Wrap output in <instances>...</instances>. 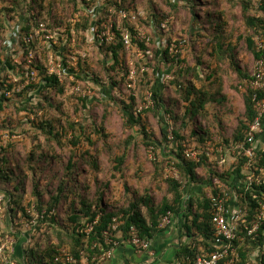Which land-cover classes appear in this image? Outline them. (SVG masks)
<instances>
[{"label": "trees", "instance_id": "16d2710c", "mask_svg": "<svg viewBox=\"0 0 264 264\" xmlns=\"http://www.w3.org/2000/svg\"><path fill=\"white\" fill-rule=\"evenodd\" d=\"M6 1L5 3H7ZM170 1H173V3L169 5L174 9H176L182 1H187L188 5L191 7L195 5L196 2L195 0ZM9 2H11L9 7L3 6L0 10V28H3L1 24L5 23V19L9 18L6 21L11 20L10 24L13 26L12 29L14 28V40L23 48L24 54L22 57L26 59L28 57V51L26 44H24V40L29 35L34 34L40 23L38 20L41 18L28 17L24 20L25 23L20 27L19 24L16 23L18 20L17 17L22 18L23 15L26 16L25 14L26 12L28 13L29 9H41L40 15H42V12L46 11L51 13L53 15L52 18H54V16H58L56 14L58 7L64 2L63 0H9ZM72 3L77 9L80 7L77 5L78 0H72ZM107 3L112 8L121 7L134 13L137 11V8L130 5L128 0H122L121 4H119V0H107ZM246 4L249 7L251 5L254 6V13L259 11L257 15H255L254 13L251 14V12L246 8L244 9V12L246 13V27L252 31L251 35L246 38L248 48L253 52L256 60H262L264 58V50L262 52L257 51L255 37L261 35L264 39V1L254 2V0H247ZM89 6H91V4L87 5V7ZM149 16H151V21L146 22L149 26L158 25L164 20H160V15H154V13H151ZM59 18L60 22L55 18V24H67L70 22V18ZM44 20L47 19L44 18ZM91 25V18L86 15L81 17L80 23L76 25L70 24L71 27H75L77 33L79 34L82 31L87 32ZM220 27L221 26H219V28ZM8 32L10 33L9 30ZM131 33L132 36L135 35L133 28H131ZM121 38L122 33L118 32V37L113 44H103L100 46L98 43L89 42L85 34L84 37L82 36V40L79 43L81 46L87 45L91 48H95L96 53H98L99 56L101 55V57L97 58V60L93 59L90 55L84 64H80L81 72L83 73V71L86 72L87 70L96 72V69L102 71L104 69L105 74L109 76V85L112 90H114L117 86V82L112 76V72L116 68L119 69L124 65V62H120L118 58V54L125 51ZM197 38L199 37L197 36ZM132 40L135 45H138L144 51L150 49L146 48L147 46H145V43L138 41V39L136 40L135 37ZM154 40L153 45L156 41ZM216 45H218L219 48L217 51L215 50V52H210L208 54L210 57L218 59V55L221 53H223L222 56L228 53L226 56L234 58L230 51H226V53H224V48L226 46L225 43L223 44L218 41ZM38 47V42L32 44V48L35 50L36 58L35 64H32L31 67L33 70L36 69V80L30 82L27 85L28 88L26 87L20 93H14V96L16 95L15 97L22 99V101L19 103H12L9 99L3 97L0 98V114L9 109V104L17 105V110H15L14 113L17 115L25 113L27 121L31 125V129H34L35 131L33 148L29 155L26 156L27 158L25 159V163H21L19 159L15 160L19 153L17 154L14 143H0V196L4 197L7 228H9L5 229L6 232H2V236L6 237L10 235L17 238L16 248L18 246L22 249V254H19V252L16 253L15 258H25L28 264H66V258L68 257L74 258L75 262L73 264H84V258H89L91 260L95 259V261H92L90 264H106V262H103L100 258H103L109 251L118 248L119 245L127 243L131 237L132 227L137 229L138 235L142 239L152 240L155 234L162 231V229H160V224L168 212L172 213V220H174L177 216H183L186 220V229L189 232L195 231V235H191L193 238V245H195V247L193 245L181 247L180 252L177 254L178 256L176 257V261L178 260L181 263V260L186 259L187 257L194 258L202 253V248L211 252L214 251L216 247L214 246V228L211 224V216L213 212L210 200L207 197H203L202 200L195 198V196H192L191 198L192 191L190 189V186L192 184H196L200 178L197 169L205 164V162L208 163L210 161L207 156L210 149L207 148L204 150L202 155L203 162L201 163L187 159L184 154V150L187 144H189L190 138L183 139L180 135L181 132H174L176 143L175 140L173 142L169 141L168 136L165 134L164 142L172 146L171 150L166 149L168 150L166 157L169 158V161H174L175 165L182 171L187 188L183 189L182 185L178 181L168 179L167 182L170 185V194L168 195V198H164L161 204L157 207L154 206L150 193L146 192L141 195L134 193L126 183L123 185V190L125 195L129 197V200L126 204H122V206H118L120 205L119 203L122 199L116 196V190H112V188H110L111 184L109 182H102L103 184L99 186V189L92 196V199L84 196L85 198L80 200V196L82 195L75 191L77 188V185H75L76 182L71 183V180L75 179L81 173L75 172V170H77V164L86 162L93 170H101L100 165L102 164L100 162L101 159L99 158V155H93L91 152L92 150L90 151V149L91 145H95L92 138L93 135H97L99 138L101 137V139H106L107 129L104 126L106 117L103 115L100 124L92 122L94 116L91 113L90 105L94 104L97 100L95 99V101L93 99L89 101L87 98L76 100V107H82L84 116H89V118H84L79 124L68 122L67 127L60 130L56 127V122L52 118L46 117V115L39 116L40 112L45 109L43 106L45 105L44 102H47L49 107L52 105L54 108L60 109V114L57 118H59L58 121L63 124V118L66 116L63 102L52 100L54 98L50 96V93L55 94L58 97L63 96L65 94L67 83L62 85L54 76H49L47 74V55L44 51H42L43 59H41L39 57ZM157 53H159V51H157ZM164 53L165 55L159 56L161 60L162 58L166 60L169 56L167 50H165ZM221 57L220 59H222ZM9 60L10 64L8 65L3 62L0 64H2V67L6 65V68L9 69L10 67L11 69H14L12 63L13 60ZM176 61V68H172V70H170L172 71L171 74L175 75V79L169 82L166 89H169L173 93L174 96L172 97L179 96V102L181 101L182 104L184 102H188L185 119L192 123L199 114L205 112V100L206 98L208 101L211 100L208 97L211 93L205 89H198L197 85L195 83L193 84L192 81L187 82V73L192 70L187 71V69H177V64H182V62L178 58ZM115 64L116 67L114 66ZM199 66H203V63L200 60ZM233 66L237 68L235 62L233 63ZM155 70L158 78L161 76L162 71L158 68H155ZM237 71L241 73L239 69ZM95 75L96 79H92L91 82H95L100 84V86H103V84H101L103 81L99 79V74L97 73ZM205 75L206 77H203L197 72L196 78L203 83H210L214 80V77H217V71L213 70L212 67L208 68L207 65ZM86 77L91 80V77H88V74H86ZM241 78L248 79L249 75L241 73ZM0 81H2L0 82V89L2 91L4 88L3 82L5 80L1 78ZM8 89L11 90L12 87L9 86ZM107 93H109V91H103V95L108 96ZM254 94L255 92L253 90L249 89L247 91L245 95V115L239 123V127L233 139L234 142L227 141V145L232 146L243 142L245 134L248 130V124L255 119V111L252 107V97ZM154 95V108L156 107L155 112L158 113L162 109V105L165 104V109H167L165 110V113L171 114L173 119L177 120L178 114L176 110L171 108V104L167 98L162 95H158L157 92H155ZM109 96L111 98H109L110 100L108 101L110 107L112 106L111 104H114L120 108L125 120V127L131 131L138 128V131L141 134H147V123H145L146 116L144 113L148 114L151 109L154 108H143L139 111L140 106H142L144 102L141 103L142 98L140 99L138 96H124L122 93L117 95L115 93L113 94V92ZM259 96L263 98L264 94L259 93ZM33 117L36 121L32 120ZM13 119L15 118L10 115L4 117L3 122H0V129L5 132L10 129L13 131ZM17 124L18 126L24 127V122ZM69 131L73 132V138L66 141L67 147L70 149L71 153L67 164V170L71 172V180L61 182L56 187L55 191H52L50 186L47 189L45 186L42 188L40 182V180H42V176L40 175H42L43 169H41L39 163H35L36 159L41 158V162L50 167L52 166L51 164L53 161L58 162L60 157L54 153L46 151L41 143L40 137H45L47 144L53 143V147H56L57 144L63 146V139L66 135H68ZM190 133L192 134H190L189 137L196 134H202L200 130H192ZM142 136L144 138L142 140L144 146L148 148L155 147L159 150V146L157 145L158 141L155 140L153 136ZM260 136V143H262V141H264V134ZM83 140L89 145L88 150L83 151L80 147ZM134 140L135 138L133 134H131L128 140L125 141V146L130 147ZM202 142L203 147L205 148L206 145L204 144V140ZM140 144L141 143L139 142V145ZM161 145L164 144L161 143ZM219 149L220 147L216 150L217 154L220 153ZM256 153L258 158H260L257 160L258 165L263 166L264 150H258ZM109 158L111 160L110 165L112 164L111 166L114 172L112 175L113 179L120 178L121 181H125L124 166L127 159V153L124 152L121 155H111ZM103 161V163H105L104 159ZM33 162L34 164H32ZM246 162V157L240 155L238 156V165H235L234 168L220 175L218 172L214 171L213 176L219 175L220 179L226 183H228L229 177H232L233 182L230 184L228 183L227 185L244 196L246 200L244 203L249 204L252 209L249 215V221L253 222L256 209L259 207V202L264 200L262 195L264 188L252 186L249 191L246 190L244 184H240V186H238V181H242L246 177L243 172ZM153 163L156 166L162 167L165 165V160L159 158L158 156L157 161ZM35 164L36 167L34 166ZM213 176L209 177L211 181L215 180L212 179ZM209 183L210 181L207 180V185ZM30 186L32 187L29 189ZM212 189V192L214 193V187ZM82 190L86 191V194H89V192L92 191L91 185L88 184L86 186H82ZM118 193L120 194V189H117V194ZM215 193L217 192L215 191ZM229 193L230 192L228 190V194ZM254 195H258V198L254 199ZM187 196L189 199L186 200ZM26 198L28 199L27 203L25 200ZM35 212L39 214L37 221L35 220V217L31 216L32 213ZM26 219L29 221L35 220V223L32 224L33 226H31L23 234L26 229L22 226L21 222ZM11 225L13 230H11ZM115 226H117L116 229H114ZM91 228L92 230H90ZM35 232L41 233L43 237H47L48 244L45 248H41L42 246L39 247V243L35 245L36 248L31 246L34 244ZM240 233L246 237V240L245 242H234L236 251L240 258L237 264H247L248 258H250V254L254 249L260 250V254L257 258V262L252 264H264V250L262 251L264 246V225L260 229L258 239L256 241H252L247 237V231L245 230L244 225L241 226ZM27 240H30L29 244H27Z\"/></svg>", "mask_w": 264, "mask_h": 264}, {"label": "rangeland", "instance_id": "374dc122", "mask_svg": "<svg viewBox=\"0 0 264 264\" xmlns=\"http://www.w3.org/2000/svg\"><path fill=\"white\" fill-rule=\"evenodd\" d=\"M5 1L6 0H0V10L3 8V6L9 7L11 2L7 0V3H5ZM102 1L103 0H98L95 2L94 6H99L101 4L100 2ZM195 1V5L192 7L188 5L187 1H182L179 3V5L176 4L178 7L174 9L169 5L173 3V1L170 0H128L130 5L134 6V8H137L136 13L138 16L140 15L138 17V25L143 28L149 37L148 48L150 49H148V51H150V54L142 56L141 54H131L130 52L122 51L118 54V58L120 62H124V65L126 62H133L139 70L142 68V64H147L149 71L142 73L140 70L139 74L137 75V88L135 91L137 92L136 94L138 98H142L141 103L144 102L147 92H153V94L157 92L158 95H162L163 97L167 98L171 104V108L176 110L178 114L177 120H172L174 130L181 132L180 135L183 139L190 138L189 144H187L186 148L192 149L198 154L200 158L199 163L203 162L202 155L204 150L207 148L210 149L209 152H211L212 157L209 158L210 161L208 163L205 162V164L197 169L200 178L198 182H196L198 185L205 184L207 188V196L213 191V180L211 181L209 177L213 176L214 171L218 172L220 175L231 170L235 165H238L237 153L233 150L226 151V148L231 147L226 143L227 141L234 142L233 139L239 127V123L245 115V95L250 89V81L256 71L257 62L259 60L254 58L253 52L248 48L246 42V38L251 35L252 31L246 27V13L244 12V9L246 8L252 14L254 13L253 5L249 7L246 4L247 0ZM260 1L264 0H254V2ZM63 2L64 3H61L56 11V14L58 15L57 17L54 16V18H52L53 15L46 11L42 12V15H40L41 9H29L28 13L26 12L25 14L26 16L23 15L22 18L17 17L18 20L16 23H18L21 27L25 23L24 20L28 17L46 18L47 20L52 18L54 21L57 19L60 22L59 17H66V19L70 18L71 20L72 18H77L75 17L76 15H80V19L75 24L80 23L81 17L84 15L85 10L81 7V4H79V2L77 3V5L80 6L77 9L76 6H73L72 0H63ZM258 12L259 11L254 14L257 15ZM151 13H154V15H160V20H166L170 18L172 19L169 32H164V34L168 37L176 39L178 45L177 48L180 51L177 55H175L176 53H168L169 56L166 60L162 58V56L165 55L164 52L166 50L165 47L167 46V40L165 41V46L158 48L159 40H157L155 30L151 27V25L149 26L146 23L147 21H151V16H149ZM7 19H5L4 24H1L3 28H0V63L3 62L8 65L10 64L9 59H12L14 69H11L10 67L9 69L6 68V65L2 67V64H0V79H4L5 81L3 84L11 86L13 89L14 85H28L30 82L35 80L34 74L36 69L33 70L31 67L32 64H35V55L33 63H29L28 58L24 59L22 57L24 51H20V44L14 40V28L12 29L13 26L10 24L11 20L6 21ZM219 26L221 27L219 28ZM74 30L76 34L73 36L71 41H68V38H65V43L62 44L56 40V43L54 44L56 47L55 51L53 50V47L48 48L47 43L41 42L40 47H38L39 57L43 59L42 51L46 53L47 59H49L51 55H59L60 52L71 55V51H81L88 54H93L94 56H92V58L97 60V58L100 56L95 55V48H92L90 51L89 46L79 45L80 41L82 40V36H85L86 31H82L79 34L77 33L75 27ZM197 36L199 38H197ZM153 40L155 41L154 45ZM218 41L226 44L224 53H226V51H230L234 58L226 56L228 53L224 54V56H222L223 53H221L218 55V59H214L208 55L210 52H215V50H218L219 47L216 45ZM255 43L257 51L262 52L264 50V39L261 37V35L255 37ZM66 45L68 47L64 50ZM157 51H159V53H157ZM160 55H162V60L159 58ZM220 57L222 59H220ZM177 58L182 62V64H177V69H187V71L192 70L191 72L187 73V82L192 81L193 84L195 83L197 85L198 89H205L211 93L208 96L211 100L208 101L207 98L205 100V112L199 114L192 123L185 119L188 102H184L183 104L181 101L179 102V96L172 97L174 96L173 93L169 89L167 90L166 87L160 86L158 80H156L157 74L155 68H158L162 72L166 71L169 66L176 68ZM199 60L203 63V66H199ZM262 61L264 62V58ZM234 62L236 63L237 68L233 66ZM207 65L208 68L212 67L213 70L217 71V77H214V80L210 83H203L196 78V73L198 72L203 77H206L205 72L207 71ZM114 66L116 67V64ZM238 69L241 71V73L248 74L249 78L242 79L241 73L237 71ZM96 72L99 74V79L103 81V83H101L103 86H100L98 83L91 82L92 79H96ZM96 72L87 70L86 72L83 71L82 73L80 71L79 75L75 76V80L78 82H72L69 86H67L63 96L58 97L57 95L50 93V96L54 98L52 100L63 102L64 109L66 111V116L63 118V124H61L58 121L59 118H57V116L60 114V109L54 108L52 105L49 107L47 102H44L46 105H43L45 109L40 112L39 116L46 115V117L52 118L56 122V127L62 130V128L67 127L68 122L79 124L84 118H89L88 115L84 116L82 107H76V100L87 98L90 101L96 99L97 101L95 100L96 102L90 105L91 113L94 116L93 121L91 119L90 120L100 124L103 115H105L106 120L104 121V126L107 129V137L106 139H101V137L99 138L97 135H93L92 138L95 142V145H91L90 151L92 150L91 152L93 155H99V158L101 159L100 162L102 164L100 165L101 170L95 171L89 166V164L83 162L82 164H77V170H75L76 173L81 172L80 175L71 180V172L67 170V164L71 153L70 149L67 147L66 141L73 138V132L69 131L68 135L64 137L62 142L63 146L57 144L56 147H53V143L47 144L45 137H40L44 149L60 157L58 162L53 161L51 164L52 166L50 167L43 164L41 162V158L36 159L35 163H39L41 169H43L42 175H40L42 176L43 180H40L41 186L42 188L45 186L46 189L50 186L51 190L55 191L56 187L61 182L71 180V183L76 182L75 185H77V188L75 191L82 195L80 196L81 200L82 198H85L84 196L92 199V196L99 189V186L103 184L102 182H109L111 184L110 188H112V190H116V196L122 199V201L119 203L120 205L118 206H122V204H126V202L129 200V197L125 195L123 190V185L126 183L134 193L140 195L146 192L150 193L154 206L157 207L161 204L162 200L164 198H168V195L170 194V185L167 182L168 179H171L167 177L170 175V172L174 171V175L178 176V182L182 185V188H187L182 171L178 168V166L172 165V163L175 164L174 161L170 160V162L169 158L166 157L168 151L166 149L171 150L172 148L171 145L164 142V134L166 132L165 126L167 125L164 124L163 118L166 114L163 115V113L165 110H167L165 109L166 105L163 104L162 109H159L160 111L158 113L155 112L156 107H153L154 109L150 108L151 111L148 110L150 111L148 114L144 113L146 116L145 123H147V134H141L138 131V128H135L133 131H131L125 127V120L120 108L114 104H111L112 106L110 107L108 102L111 99L109 95H111L112 92L113 94L115 93L117 95L122 93L124 96H133L134 92L128 89L126 85V77L121 79V70L116 68L112 72V76L115 78L117 86L114 90H112V88L110 89L109 85V76L105 74L104 69L103 71L96 69ZM86 74L90 75L91 80L86 77ZM74 86H78L81 89L79 94H72L71 91L67 89L68 87L71 89ZM14 90L15 92L19 93L22 91V89ZM104 90L109 91V93H107L108 96L103 95ZM1 92L3 91L0 89V94ZM15 96L13 94V96L9 98L5 93L0 95V98L3 97L9 99L12 103H19L22 101V99ZM15 110H17V105L9 104V109L0 114V122H3V118L7 117L8 115L15 118L13 119V131L10 129L11 131L9 130L5 132L4 130L0 129V143H14L16 152L17 154L19 153L15 160L19 159L21 163H25V159L27 158L26 156L29 155L33 148V138L35 136V131L34 129H31V125L27 121L26 114L21 113L17 115L14 113ZM32 120L36 121L34 117ZM21 122H24V127L18 126L17 123ZM192 130H200L202 134H196L192 137H189V135L193 133H190ZM131 134H133L135 140L130 147H126L125 141L128 140ZM142 135L153 136V138L158 141L157 145L159 146V150H157L155 147L148 148L144 146L142 143V140L144 139ZM202 138L204 140V144L206 145L205 148L203 147ZM139 142L141 143L140 145ZM161 143L164 145H161ZM80 147L83 151L89 149V145L86 143V141L84 142V140L80 144ZM219 147L220 149H224L223 152H221L219 149L220 155L217 154L216 151ZM124 152L127 153V159L124 166L125 181H121L120 178L113 179L112 175L114 172L112 170V164L110 165L111 160L109 157L115 154L121 155ZM158 156L159 158L165 160V165L162 167L156 166L153 163L157 161ZM103 159L105 160V163H103ZM222 159L225 160L224 164H221ZM32 164H34V162ZM34 166L36 167V164ZM219 175L213 176L212 179L217 180L224 187H228L227 184L233 182L232 177H229L228 183L223 182ZM207 180L210 181L208 184L209 187H207ZM88 184L91 185L92 191L89 192V194H86V191L82 190V186H86ZM31 187L32 186H30L29 189ZM117 189H120V194H117ZM25 200L27 203L28 199L26 198ZM3 206L5 207V202H3ZM34 214L38 213L35 212ZM35 217L37 221L39 216L35 215ZM26 226H28V222ZM31 226L33 225H30L28 228L26 227V230L23 232V234ZM34 235V244L31 246L36 248L35 245L39 243V247L42 246L41 248H45V246L48 244L47 237H43L42 234L38 232H35ZM13 240H16V249L17 238H13ZM263 250L264 246L262 251ZM259 254L260 250L254 249L250 254V258H248L247 264L256 263Z\"/></svg>", "mask_w": 264, "mask_h": 264}, {"label": "built area", "instance_id": "2783aa9c", "mask_svg": "<svg viewBox=\"0 0 264 264\" xmlns=\"http://www.w3.org/2000/svg\"><path fill=\"white\" fill-rule=\"evenodd\" d=\"M98 0H78L81 7L84 8V15L91 18L92 25L88 28L86 32V37L89 42L98 43L100 46L103 44L111 45L115 42L118 37V32L122 33V43L126 52H130L131 54H141L142 56H146V54H150V51H144L138 45H135L133 42V38L140 42H144L147 48L149 47V37L147 33L138 25V16L137 13L129 11L127 9L121 7H110L107 3V0H103L100 2L99 6H94L95 2ZM122 0H119V4H121ZM90 5L87 7V5ZM77 18H72L67 24H55L54 19L44 20L41 18L38 27L36 28L34 34L29 35L24 40V44L27 46L28 51V61L29 63H33L35 50L32 48V44L38 42L40 47L41 42H45L48 45V48L53 47L54 51L56 47L54 44L56 40L60 43H65V38H68V41L73 39V36L76 34L74 27H71L70 24L74 25L80 19V15H76ZM46 19V18H45ZM102 20V21H100ZM53 21V22H52ZM98 23V24H97ZM172 23V19H164L158 25H152L151 27L155 30V35L157 36L158 48L161 46H165V41L167 40V46L165 49L169 54L177 55L180 51L177 48L176 39L168 37L164 34V32H169L170 25ZM76 25V24H75ZM131 28L134 30V34L132 36ZM67 40V39H66ZM174 41V42H172ZM68 46L64 48V50ZM94 49V48H93ZM91 51L92 48L89 47ZM20 51H23V48L20 46ZM94 56L93 54H88L86 52L81 51H71V55L67 53H61L57 56H50L48 59L47 66V74L49 76H54L57 81L64 85L69 86L72 82H78L75 80V76L79 75L81 71L80 64H84L89 56ZM95 55H99L95 53ZM101 57V55H100ZM99 57V58H100ZM26 58V59H27ZM36 58V55H35ZM142 68L139 70L138 67L133 62H126L118 70H121V79L126 77V85L128 89L134 92L133 96H137V92L135 91L137 88V75L139 71L142 73L148 72L149 68L147 64H142ZM174 69V68H173ZM172 67H168L166 71H163L161 76L157 78L160 86L166 87L170 81L175 79V75L171 74ZM34 72V71H31ZM33 75V73H32ZM88 77L90 75L88 74ZM37 73L35 71L34 79L36 80ZM34 80V81H35ZM32 81V80H31ZM70 81V82H68ZM76 84V83H75ZM66 86V87H67ZM27 87V84L21 86H15L13 89H8L9 86L7 84L4 85L3 92L0 95L7 94V97L11 98L15 92L14 89H24ZM75 87V86H74ZM72 87L71 89L68 87L67 89L71 91L72 94H79L81 89L77 87ZM250 90H253L255 94L252 97V107L255 111V119L248 124V130L245 134V138L243 142L237 145L231 146V148H226V151H234L238 156L243 155L246 157L247 162L244 165L243 172L245 173V179L241 181L242 184L245 185L246 190L252 188V186L263 187L264 188V165L259 166L258 161L260 158L257 156L258 150H264V144H261V136L264 134V96L261 98L259 93L264 94V62L259 60L257 62L256 71L250 81ZM257 92V93H256ZM153 92H147L145 96L144 103L140 106L139 111L143 108L150 109L155 106V98ZM165 115L164 124L166 128V135L168 136L169 141H174V126H173V117L171 114L163 113ZM168 127V128H167ZM223 148L220 149L223 152ZM184 154L187 159L199 162L200 158L198 154L192 149L185 148ZM209 158L212 157L211 152L207 154ZM225 160H221V164H224ZM172 165H175L172 163ZM174 169V168H172ZM173 171V170H172ZM173 180L179 181L178 176L174 175V171L170 172V175L167 176ZM213 187L217 193L212 192L206 197L210 200L212 216H211V224L214 228V236L216 247L214 251H209L202 248V253L194 258L187 257L186 259L181 260V263L177 260L166 263V264H237L240 260L239 254L236 251L234 242L241 241L245 242L246 237L240 233V228L244 225L245 230L247 231V237L252 241H256L258 239L259 231L264 225V200L259 202V207L256 209V214L254 217V221H249V215L252 211L249 204L246 202L243 195L239 194L235 189L231 187H224L217 180L213 181ZM229 190V194H228ZM264 197V192H262ZM190 197V196H189ZM186 197V200L189 199ZM258 195H254V199H257ZM4 197L0 196V264H28L25 258H15L16 249L15 242L12 236H2L3 223L6 221V213L5 207L3 206ZM32 213V217H35ZM172 213L168 212L166 216L162 219L160 224V229H165L173 223ZM36 220V217H35ZM29 220H24L21 222L24 228H28L30 225L35 223ZM117 220V219H116ZM115 220V221H116ZM28 222V226H26ZM30 222V223H29ZM117 226L114 227L116 229ZM9 229V228H7ZM11 230L13 227L11 225ZM92 230V228L90 229ZM6 232V231H5ZM239 232V233H238ZM30 243V240H27V244ZM131 247L139 252L148 253L150 256H153V248L151 240L142 239L138 235V231L135 227L131 228V237L127 242ZM195 247V245H193ZM113 250L109 251L103 258H100L103 262L108 264V261L111 259ZM95 259L91 260L89 258H84V264H90ZM75 262L74 258L68 257L66 258V264H73Z\"/></svg>", "mask_w": 264, "mask_h": 264}, {"label": "crops", "instance_id": "0c3cea01", "mask_svg": "<svg viewBox=\"0 0 264 264\" xmlns=\"http://www.w3.org/2000/svg\"><path fill=\"white\" fill-rule=\"evenodd\" d=\"M261 144H264L262 141ZM243 181V180H242ZM242 185L241 181H238V186ZM207 187H209L207 185ZM192 196L202 200L206 197L207 188L205 184L198 185L192 184L190 186ZM233 189V188H232ZM190 196V195H189ZM7 229V222L3 223V230ZM191 235H195V231L189 232L186 229V220L183 216H177L171 226L162 229L161 232L155 234L151 240L153 248V256L148 253L139 252L131 247L128 243L119 245L114 249L111 255V259L108 264H166L176 260L177 254L180 252L181 247L193 245V238ZM196 237V236H195ZM22 254V249L18 246L16 253ZM18 254V255H19Z\"/></svg>", "mask_w": 264, "mask_h": 264}, {"label": "clouds", "instance_id": "9594fccd", "mask_svg": "<svg viewBox=\"0 0 264 264\" xmlns=\"http://www.w3.org/2000/svg\"><path fill=\"white\" fill-rule=\"evenodd\" d=\"M165 134H166V132H165Z\"/></svg>", "mask_w": 264, "mask_h": 264}]
</instances>
